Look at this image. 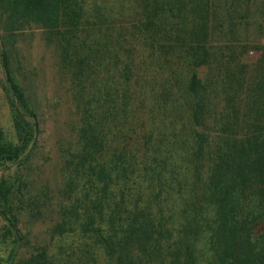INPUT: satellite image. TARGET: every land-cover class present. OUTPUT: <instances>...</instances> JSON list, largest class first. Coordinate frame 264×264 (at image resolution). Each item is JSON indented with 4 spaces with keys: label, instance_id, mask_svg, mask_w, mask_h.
<instances>
[{
    "label": "trees",
    "instance_id": "16d2710c",
    "mask_svg": "<svg viewBox=\"0 0 264 264\" xmlns=\"http://www.w3.org/2000/svg\"><path fill=\"white\" fill-rule=\"evenodd\" d=\"M218 1L136 0L139 17L134 30H115L114 38L120 42L108 52L119 64L116 76L122 82L121 93L115 99L109 95L101 98L105 111L100 117L93 81L100 50L94 33L100 29L101 19L107 20L106 6L95 7L92 0H0V66L15 139L10 141L0 129V173L22 160L21 155L29 153L35 140L34 109L11 70L16 36L33 26L42 31L47 42L55 44L60 64L73 70L79 93L87 90L78 145L66 162L68 190L61 198L67 206L61 209L62 219L55 227L57 237L67 225L77 224L80 234L99 249L102 264H264V63L261 79L248 95L243 134L235 131L237 112L224 117L204 177L199 171L205 144L201 133H193V150L183 159L182 172L187 178L182 177L185 180L181 184L161 174L158 158L166 161L154 147L151 135H144L143 146L132 149V153L117 150L110 160H105L102 153V127L108 131L106 118L115 111L124 124L123 117L130 109L126 87L132 75V59H141L146 52L150 64L160 61V54L170 51L163 43L170 42L188 49L195 66L207 65L205 41ZM248 2L227 1L230 24L245 17ZM110 30L115 32L113 24ZM128 38H139L143 46L128 45ZM260 59L264 61V48ZM138 64L139 68L145 66ZM153 70V79L141 75L134 79L150 80L154 102L162 101L176 110V119L167 112L173 117L166 118L167 127L176 125L173 119L198 124L201 100L192 101L201 88L196 74H190L186 87L190 99L187 113L178 97L172 95V81ZM176 136L186 134H171L172 138ZM6 174L0 175V242L9 249L0 264H48L45 250L38 247L35 255L18 262L19 251L27 244L17 215L19 204L26 201V182L16 172ZM178 201L180 221L174 209Z\"/></svg>",
    "mask_w": 264,
    "mask_h": 264
},
{
    "label": "rangeland",
    "instance_id": "374dc122",
    "mask_svg": "<svg viewBox=\"0 0 264 264\" xmlns=\"http://www.w3.org/2000/svg\"><path fill=\"white\" fill-rule=\"evenodd\" d=\"M227 1L229 0L215 2L219 6L205 41L209 55L207 65L195 66L194 57L188 49L183 50L178 44L170 42L163 43V47L170 51L160 54V61L156 59L150 64L146 52L141 59L139 56L138 59L131 58L132 75L128 77L127 87L124 86L130 95V109H127L123 117L124 124L120 122V114L117 115L115 111L106 118L104 126L108 131L105 132L102 127V153L105 160L112 159L117 150L132 153V149H140L143 146V136L151 135L154 147L166 161L161 162V156L158 158L159 166L163 168L160 170L161 174L167 176L169 181L181 184L185 180L181 178H187L182 172L185 167L183 159L193 150V133L204 134L205 138L204 156L199 169L202 177L210 165L218 129L223 124L224 117L231 115L233 111L237 112L234 122H238V125L235 126V131L239 135L243 134L245 127L242 117L246 113L248 95L253 94L263 73L264 61L260 59V53L264 48V0H247L249 8L245 11V17L241 20L233 19L231 24L232 19H228L226 13ZM92 2L96 3L95 7L106 6L104 11L108 13L109 21H113L114 31L119 27L126 33L134 30L133 26H136L139 17L136 14V0ZM92 7L93 4L88 8V14ZM108 16H105L106 22L104 18L101 19L100 29L94 33L96 46L100 50V59L93 76L99 102L97 115L100 117L105 111L101 98L105 95L117 98L122 87V82L116 76L119 64L114 63L108 54L120 42L114 38L116 31L110 30L112 24L108 22ZM108 28L109 32L106 30ZM127 41L128 45L143 46L139 38H128ZM138 63L145 66L139 68ZM154 68L158 75L172 81V95L178 97L184 110L188 108L190 100L186 89L188 79L192 72L196 74L201 88L198 97L192 101L196 103L195 101L201 100L198 124L174 120V113H177L175 109L164 105L162 101L154 102L152 87L148 83L152 82L134 79L140 75L142 78L153 79ZM11 70L36 115L35 140L29 153L24 152L22 160L1 171L3 176H7V172H16L26 182L23 191L26 201L21 200L17 215L19 228L27 244L19 251L18 262L35 255L38 247L45 250L48 264H102L99 249L80 234L77 224L72 223L71 227L67 225L60 237H57L58 232L55 230L62 219L61 209L67 206L66 201L61 198L62 192L68 190L66 162L78 145L79 121L86 105L87 90L82 91L83 94L79 93L76 78L72 75L73 70L60 64L55 44L47 42L42 31L33 26L17 34ZM7 99L0 66V129L10 141L15 142ZM162 106L165 107L164 111ZM168 111L175 117L172 120L175 121V126L166 125L167 119L173 118L167 115ZM186 111L189 113L188 109ZM179 132L186 136L171 137V134L178 135ZM185 197H188V192ZM180 204L178 201L175 208L172 206L177 209L178 215L175 217H179V221ZM8 249V245L0 242V261L5 259Z\"/></svg>",
    "mask_w": 264,
    "mask_h": 264
}]
</instances>
